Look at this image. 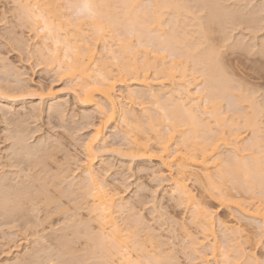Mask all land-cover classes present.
<instances>
[{"label": "rangeland", "instance_id": "obj_1", "mask_svg": "<svg viewBox=\"0 0 264 264\" xmlns=\"http://www.w3.org/2000/svg\"><path fill=\"white\" fill-rule=\"evenodd\" d=\"M111 1L112 2H109L112 3L110 4L112 8H114L113 6L117 2V6H115L117 9L119 4L118 0H115L116 2H114V0ZM145 1L143 0L142 2L144 6L149 3V1ZM177 1L180 3L182 2L181 4L185 5L186 7L184 6V8L186 9L183 10L182 8V11L179 10L177 13L171 10L172 13L165 11L164 13L166 15L162 18V21L165 22H163L165 26L162 25L161 28L164 31L162 30L160 33L157 32L159 33L158 35L157 33H155L156 35L153 34L149 39L157 38L165 34L168 35L166 37L174 39L176 43L174 48L175 54L183 56L181 57V62L184 63L185 61L183 66L186 65L187 74L189 75L187 79L190 81L194 78L197 79L191 86L193 93L197 91L198 85L201 84L203 86L206 81L207 69L203 61L204 59L200 56L202 55L201 51L204 49L203 54L209 53L211 46L214 47L211 50L214 53V57L216 56L215 54H217V60L215 57L212 63L221 71L225 70L223 71L225 73L223 75H226L224 77L228 78L229 83L231 82L230 84H232L229 88L233 89L231 91L229 90L230 93L228 92V94L219 101L218 110L224 119H230L229 121L232 120L231 122H233L234 119L236 124L241 123L240 126L236 125L237 127L239 126V130L238 128H232L229 123L225 126V136L228 139L226 141L227 146L220 141L219 153L222 154L223 159H228L233 153L236 154L234 151L235 147L238 148L237 154L246 157L251 156L253 155L252 153L258 150L256 148L253 149L254 151L251 150L252 153L250 150L248 151L247 145L252 136V131L246 127L245 119L250 116L252 117L255 111H258V126L262 132L261 147L264 149V0H220L219 3L221 5L217 7L219 10L222 9V14H220L221 17L219 20L217 19L218 21L215 25L205 21L210 18L212 6L206 5L207 8L204 7L205 3H203V0H176L175 2ZM119 2H123V4L120 5V10L118 9V11H121L124 6V1L119 0ZM112 8L111 10H113ZM21 9L19 0H0V172L2 173L0 174H5L7 179L10 180L9 183L11 182L10 185L14 188L20 189L22 188V184L24 185L23 188L27 189L26 193L28 191V194L32 193L37 196H40V194L38 195L37 193L39 190H44L42 188L46 179L48 180L46 183L51 180L50 183L52 184L46 191V195L47 192H49L48 196L38 197V200L34 202L28 201L25 196L28 202H23L21 208L16 211V215L13 214V218L7 219V216L0 215V264H118V257L114 258L115 256L113 257L111 253L100 244L98 237L102 234L99 235L98 232L106 233L107 229L103 231L102 227L100 229L98 224L100 222L97 223V221H93V216L88 212L89 210H87L89 207L88 205H90L88 200L90 199H86L88 202L85 200L83 196L84 190L81 191L82 189L79 188H82V186L78 184V181H80L81 184L84 178L82 175L84 160L86 161L87 158L85 148L87 147V143L91 141L94 136L95 126L98 125L100 116L94 105H83V102L75 92L78 90L75 82L60 76L57 65L49 64L46 61L47 59L42 57L44 55H42L43 53H41L39 47H42L41 39L43 37H41V34L43 33L39 31V36L41 38L37 36V29L31 25L29 26L23 20L24 17ZM226 9L229 11L228 13L225 12ZM186 10H191V13ZM200 10H202V12ZM65 11L67 12L65 14H68V16L70 14L74 15L73 18L72 15H70V18H72V21H70L72 23H77L76 21L79 15L74 14V8H66ZM118 11L117 13L116 11L114 12V10L111 11L114 13H112V16H116L123 12V9L119 13ZM188 13L189 15H187ZM223 13H226L225 17ZM20 15H22V18ZM229 15L232 17H229ZM194 16L197 20L194 19ZM117 17L122 20V17H119V15ZM201 17H203V19ZM135 20L137 21L138 19ZM220 20L222 21L217 25ZM200 21L202 22L201 24L199 23ZM89 22L88 19H84L81 27L83 29L91 28ZM121 22L122 21H120V24ZM135 22L133 23L134 25ZM195 22L199 23V25H204L205 23V26L207 25L206 27H208L206 29L210 27L207 32L209 33L207 34L209 35L207 36L208 39L202 36L204 33L201 34L202 30L200 29L203 25L202 27L198 26ZM124 23L123 21V25L121 24L119 28L114 29V32H116V30L118 31L116 33L117 35H113L115 33L112 34L113 37L117 38L119 29L125 30L124 33L127 31L126 34L128 35V30L131 26L129 23L127 24V21L125 25ZM138 24L139 23H137V25ZM196 25L197 27H195ZM132 28L134 29V27ZM132 28L130 30H133ZM198 28L200 30L199 34H195V31L198 32ZM123 30L120 31L123 33ZM122 33L121 36L125 37L124 33L123 35ZM131 35L129 33L130 42H134L132 45H136L139 40L144 38L142 34L141 36L139 35V32H135L132 37ZM188 35L191 36V38H189L190 40L187 39ZM209 37H211V40ZM202 38L205 42H202L204 41ZM117 39L109 38V41L107 40L109 43L107 44L111 43L110 45L112 46L114 44L116 45L114 42H117ZM191 39L198 40L193 41L194 44L196 42V44L193 45V47H197L196 49L192 47L193 42L191 44ZM160 41L162 40H153L149 51L153 52L157 47H163ZM206 41L208 42L207 45H205ZM201 42L205 44L202 45ZM102 45L99 43L97 46L99 55L104 53V47H102ZM115 45L113 48L117 47V45ZM140 48L143 49V47ZM140 48H136L140 50V55L137 54L139 59L145 55V53L141 52L142 50ZM205 48L209 52H207ZM191 49H195L196 51ZM116 50L117 48L114 51ZM104 54H107L106 50ZM168 54V52L160 53L159 57H164L165 60L163 61L168 63L172 61V57L170 56V58V54ZM194 54L196 56L197 54L199 55L197 58H193V56H195ZM105 55H103L105 58L110 56ZM155 56L158 55L150 53L151 58ZM113 62L110 61L111 65ZM111 65L110 67L115 68ZM127 86L130 87L132 85L130 83H127L126 86L120 85L117 87V91L121 94L123 92L126 94V92H128L127 90H129ZM133 87L136 89L141 87L137 89L140 91L147 89L146 87H139L138 85H133ZM171 88L172 87L169 86V88H167L168 90H166L169 91ZM152 89L157 91V89L160 90V87L154 86ZM234 90L237 92H234L236 93L235 96L240 94L236 97L237 99L242 95L243 101L241 103L237 99L235 100V97L233 98L234 94H232V91ZM150 100L152 101V99ZM150 100H137L133 103L132 107L139 115H143L141 109H151V115L154 114L153 116H157L159 119L156 114L157 108L153 106V102H150ZM236 101H238V103ZM122 103L120 108L128 106L126 101L125 105L124 101H122ZM209 117L211 116H204L205 119ZM209 119H211L212 122L214 120L212 118ZM237 120L239 122H237ZM166 123L165 125L163 123L164 126L162 125V130L164 131H166V128H164ZM211 127L217 134L219 130L217 125H214L213 122ZM215 127L217 129H215ZM19 134L22 138H25L26 145L29 144L27 145L28 149L33 147L36 148L37 146L39 150L36 148L37 150L34 153L38 151L40 153L38 152L37 155L34 154L30 156V159L26 157L27 155L25 157H21L20 154V156H17L18 154L16 155L15 151H17L18 146L16 148L15 146L17 145ZM17 135L18 137L16 138ZM102 135L99 142L92 143V146H94V148L92 147L94 150L93 152L96 155L94 165L95 168L105 176L104 179L109 189L113 191L114 194L117 193L119 197H122L125 203L129 202L128 205L130 206L128 207L130 210L125 209V211L119 213L120 215H116L118 216L117 222L120 223V226H123L121 228H126L128 224L134 225L133 222L135 219L133 217L138 215L142 217L143 220V228H140L142 227L140 226V232L137 231V236H139V238L142 237L145 241L149 239L147 233L152 236L154 234L157 242H159L158 244L161 245L160 250L175 258L171 259L173 264H200L199 260L197 261L196 258L198 255L195 253L196 250H192L193 248L195 249V247L198 248V245L196 246V244L192 242L195 239V241L201 239L200 230L197 224H194L195 207L180 201L172 194L171 190L173 187L168 180L161 176L163 168L158 161L133 159L129 156V136H127L124 125H122L121 122L116 121L110 123ZM236 137L239 138V143H236ZM12 138H14L13 141ZM175 141L177 140L172 139L170 141L171 145H173ZM10 145H12V147ZM48 147L51 148V152ZM9 148H12L13 151ZM21 154H23V152ZM39 155L44 158H41ZM49 155H52V157ZM17 157L20 158L18 159ZM37 158L40 159L38 160L39 162L37 161L40 163V166L36 165L37 169H34L31 163H35ZM15 159H18L20 163L23 159L25 160L21 164L19 162L16 164L18 160L16 161ZM29 161L32 162L29 163ZM52 161L54 162L52 163ZM41 162L44 164H41ZM26 163L30 166H27ZM50 163L52 166H50ZM6 165L7 167H5ZM26 167L27 170L25 169ZM44 167H47V170ZM42 168H44V171H42ZM61 169H63V171H60ZM16 174L20 175L18 176ZM56 174L61 175H58L60 179L55 176ZM25 176L27 177L24 178ZM53 176L54 179H52ZM81 177L83 178L81 179ZM189 177V186L196 197V201L203 203L208 207L210 212H214V229L219 246L221 245L223 247L225 239L234 234H231L232 232L227 230L224 226L221 227L219 221H223L237 228L239 233L237 232L236 234L239 235L236 236L238 241L235 243L242 244L241 247L244 249L243 251L246 252V255L251 257L238 256L237 258L235 252L237 248L233 250L235 252L234 254H231L233 252L230 253L231 259L234 260L236 264H264V225L261 220L252 218L248 215L246 216L243 212V209L247 206H261V208H264V199H262L263 197L259 188L258 190L256 188L248 190V192L245 188L246 191H243L245 189L240 190L242 193L233 190L232 194H234L238 202L242 204V208H239L231 204L221 205L220 201L214 196V194L218 195L216 190L213 189L211 190L212 193H210V189L207 191L205 185L196 182L195 176L190 175ZM39 178L42 179L39 180ZM33 179H36V182ZM55 179H57L58 183L54 181ZM42 180L44 181L42 182ZM72 180L74 181L73 183L71 182ZM68 182H71L74 188L69 187L71 184ZM50 183H48V185H50ZM76 184L78 189L76 188L77 186L75 187ZM67 188H69L71 193L68 192L69 190ZM66 189L67 191L65 192ZM53 190H59L62 193H58L57 191L54 192ZM63 191L65 192V196ZM250 193L254 195L252 194L251 196ZM46 197L48 198L46 199ZM51 201H54L53 204ZM231 203H234V200ZM84 204L87 205V209ZM131 208H133L132 211ZM129 216L132 221L128 219L126 222L127 218H130ZM90 219L92 220L91 222ZM122 224L126 225L124 226ZM151 232H153V234ZM193 237L196 238L192 240ZM139 238L137 237L136 239L143 241L142 238ZM247 258L254 261H250V263ZM206 264L214 263L209 262Z\"/></svg>", "mask_w": 264, "mask_h": 264}, {"label": "bare ground", "instance_id": "obj_2", "mask_svg": "<svg viewBox=\"0 0 264 264\" xmlns=\"http://www.w3.org/2000/svg\"><path fill=\"white\" fill-rule=\"evenodd\" d=\"M19 1H20V6L22 8L21 12L24 17L23 20L26 22V24H28L29 26L31 25L32 27L37 29V33H38L37 36H39V31L43 33L41 34V37H43L41 39L42 47L41 48L39 47V50L41 49L40 51L41 53H43L42 55H44L42 57H45L47 59L46 61L49 64L57 65L58 67L57 70L60 76L75 82V84L78 87V90L75 92L76 94H78L80 100L83 102V105L84 106L94 105L97 109V113L100 116V121L98 125L95 126L94 136L92 137L91 141L88 142L89 144L87 143L86 145L87 147L85 148L87 158L86 161L84 160V169L82 174L84 178L81 177V179L83 178L82 179L83 182H81L80 184V181H78L79 186L80 185L82 186V188L79 189H82L81 191L84 190L83 196L85 200L90 199L88 200L90 204L88 205L89 206L88 209L86 208L87 203L84 204L85 208L89 210L88 212H90V214L93 216L92 217L93 221H97V223L100 222L98 223L100 229L101 227L103 231L107 229L106 233H104L103 231H102L103 233H101L100 231L98 232L99 235L102 234L98 237L100 244L104 248H106L113 257L115 256L114 258L118 257L117 258L118 264H173L171 259H175L173 258V256L171 257L160 250L161 245L158 244L159 242H157L153 232H151L153 236L147 233L148 234L147 236H149L148 240L144 241V238L142 237L140 238H142L143 241L136 239L137 237L139 238V236H137L138 235L137 231L140 232L141 230V229L139 230V227L142 226L143 223L142 217L136 215L137 216L136 218V216L130 213L132 216H134L133 217L135 219V221L133 222L134 225L130 224L131 225L130 227L128 222L126 223L128 224L126 227L127 229L121 228L123 226H120V223L117 222L118 216L116 215L119 214L120 212L125 211V209L130 210V208L128 207L130 206L128 205L129 202L125 203L122 197H119L117 193L114 194L113 191H111L108 185L106 184V181L104 179L105 176L102 175V173L95 168L94 163H95L96 155L93 152L94 146H92V143L94 142L96 143L101 140V137L103 136L102 134L104 133V131L106 130V128L110 123L119 121L122 123V125H124L125 132L127 136H129L128 139L129 142L128 151L130 153L129 156L133 159H139L145 161H158L161 164V167L163 168V172L161 173V176L164 179L168 180L173 187L171 190L172 194L175 197H177L180 201L195 207L194 224L195 225L197 224V227L201 233L200 240L197 239L198 241H195L196 239L194 240V238L196 237H193L192 239L194 240L192 243L196 244V246L198 245V248L195 247V249L194 248L192 249L193 251L196 250L195 253L198 254L196 257L197 261L199 260L200 264H206L209 262L210 263L213 262L214 264H236V262L231 259L232 258L231 254H234L236 252L237 258L238 256L247 257L248 255H246V252H244L243 251L244 249H242L241 247L242 244L237 242L239 244L238 245L235 243L236 241H238L236 236L239 235L236 234L238 232L237 228H235L234 225L232 224L230 225L223 221H219L221 227L224 226L227 230L232 232V233L230 232L231 234L233 233L234 234L231 237L228 236L225 239L223 247L221 245L219 246V242L217 241L216 233L214 229V218H213L214 212H210L208 207H206L203 203H199L196 201V197L189 186V181H190L189 176L190 175L195 176L196 182H200L201 184L205 185L207 191L209 189H210L209 192L213 189L216 190L218 192V195L214 194V196L220 201L221 205L231 204V205H235L236 207L242 208V204L238 202L236 196L232 194V191L236 190L237 192L238 191L241 192L240 190H243L245 188L247 189V192L248 190L251 189L253 190L254 188L258 190L259 188V191H261L263 197L262 199H264V149H262L261 147L262 132L260 127L258 126L259 125L257 118L258 111H255L252 117L250 116L247 119H245L246 127L252 131L251 134L252 136L249 139V143L247 145L248 151L250 150V152L252 153L251 150L255 148L258 151L252 153L253 155L246 157L237 154L238 148L234 147V151L236 152V154L233 153V155H231L228 159H223L222 154L219 153V149H220L219 142L221 141L225 143V146H227L226 141L228 139L225 136L226 135L225 126L229 123L232 128L236 129L240 126L241 123L236 124V121H234V119H233L234 123L231 122L232 120L229 121L230 119H224L222 117V114L218 110L219 101L228 94L229 90L231 91L233 89L229 88L232 84H230L231 82L229 83L228 78L224 77L226 75H223L225 74L223 72L225 70L221 71L220 69H218L216 65L212 63L214 62L213 60H215V57L217 56V54H215L216 56L214 57L213 55L214 53L211 50L214 47L211 46V49L209 50L210 52L205 48V50L209 52L205 54H203L204 49L203 51L200 50L202 52V55L200 56H202L201 58L204 59L203 61L207 69L206 81L204 82L203 86L200 84L202 87L198 85L197 91L193 93L191 90V86L193 82L197 81V79L194 78L191 81L187 79L189 75L187 74L186 65L183 66L185 61L184 63L181 62V57L183 56L182 55L178 56L175 54L176 52L174 48L176 46V43L174 42V39L166 37L168 36L166 34L158 36L157 38L149 39L150 37H152L153 34L157 32L159 33L162 32L163 30L161 29L162 25L165 26L164 24L165 22L162 21L163 16L166 15L164 13L165 11L166 12L174 11L177 13L182 8L183 10L186 9L184 8L185 5L181 4L182 2L180 3L179 1L175 2L176 0L174 1L147 0L149 1L150 4L148 3V5L146 4L144 6V4L142 3L143 0H123L124 8L122 7L123 12H121L122 9L121 11H118V9L121 8L120 5H122L123 2H119V0H118L119 4L117 9L115 7L117 6V2L115 0L114 2H116V4L114 3L115 4L113 6L114 8H112L111 7L112 5H110L112 4L110 3L112 2L111 0H19ZM203 1H204L203 3H205L204 4L205 6L203 5L204 7L207 8V6L209 5L212 6L211 7L212 9L209 7L212 12V13L210 12L211 13L210 16L208 15L210 18L204 20L208 21V23L215 25V23H217V21L221 17L220 14H222V9L219 10L218 8L219 5H221L219 3L220 0H203ZM66 8H74L73 11L74 14L79 15L78 16L79 18L78 19L76 18L77 23L71 22L72 21L71 19L73 18L74 15L70 14L72 15V18H70V15L68 16V14L67 15L65 14L67 13L66 11L68 10L67 9L65 11ZM111 8L114 10V12L116 11L117 13L118 11V13L119 12L121 13L117 14L116 16L115 15L112 16L113 12L111 11L113 10H111ZM200 11L202 12V10ZM187 12L191 13V10ZM225 12L228 13L229 11H227L226 9ZM22 15H20L21 18ZM118 15L119 17H122V20L117 17ZM187 15H189V13ZM223 15L225 17L226 13L225 14L223 13ZM230 16L231 15H229V17ZM201 18L203 19V17ZM84 19L85 20L88 19L90 21L89 26L91 28L83 29L81 27ZM135 19H138L139 21L138 20L136 21ZM194 19L197 20L195 16ZM119 20L122 21L121 22L122 25H123V21L125 23L127 21V24L129 23V25L131 26L129 28L131 29L132 27H134V29L133 28H132L133 30L129 29L128 35L126 34L127 31L126 33H124L125 30L119 29V35L117 36L118 38L117 39L116 37H113V35H117L116 33L118 30L114 32V29L119 28V26L121 25ZM134 20L139 24L137 25V23ZM222 20H220L217 25H219V23ZM201 21L199 22L200 24L202 23ZM134 22L135 25L137 26L133 24ZM199 23L196 24L202 27L203 24L199 25ZM206 26L204 23L203 27L200 30H202L201 34L204 33L202 36L208 39L207 36L209 35L207 34L209 33L207 32L209 31L210 27L209 29H206L208 28ZM195 27H197V25ZM120 30H123L125 37L121 36L122 31ZM197 30L198 32L195 31L196 32L195 34L197 33L199 34L200 31L199 28ZM133 32L134 33L139 32V35L141 36L142 34L143 35L142 37H144L142 38L143 41L139 40V42L137 41L138 43H136V45L134 44L136 47L132 45L134 42L131 43L129 40L130 39L129 33L131 35ZM134 33L132 35H134ZM159 33H157V35ZM145 35H146V39H145ZM196 37L198 38V36ZM109 38L110 39L115 38V40L117 39V42H114L117 45L116 51H114L116 48H113L115 45L114 43L113 46L110 45L111 43L107 44L109 43L107 42ZM189 38H191V36L188 35L187 39ZM209 38L211 40V37ZM153 40L156 41L162 40L160 41V43L163 45V47L162 46L161 48L157 47L156 49L153 48L154 51L150 52L149 48ZM191 40L192 41L190 42L192 44V42L197 39H191ZM202 40L204 39L202 38ZM207 41L206 44L205 43L203 44L207 45L208 42H210ZM202 42H205V40ZM99 43L101 45L103 44L102 47H104L103 48L104 53L106 50L107 51L106 55H110V56H107V58H105L103 56L105 55L104 53H101L99 55V52L97 51V46ZM130 43L132 47L130 46ZM195 44L193 42L192 47ZM137 47L139 48L143 47V49L141 48L140 49L142 50L141 52L145 53V55L142 56V58L140 59L138 58L137 55L140 53V50L136 49ZM194 47L195 49L197 48L196 46ZM195 49H191V50L194 51ZM164 52H168L170 54L168 55L169 57L170 56L172 57V61L167 63L163 61L165 60L164 57L163 58L162 56L159 57L160 53H164ZM150 53H155L158 56L151 58ZM198 55L199 54H197V56L196 55L193 56V58H197ZM110 61L112 62L114 61L112 65ZM110 65L114 66L115 68L110 67ZM227 81H228V85H227ZM127 83H130L132 86L130 87H128L129 85L127 86V89L129 88V90H127L128 92H126V94L124 92L121 94L119 91H117L118 86L120 85L126 86ZM133 85H138L139 87L143 86L146 87L147 89L145 90L144 88H142L144 89V91L143 90L140 91L137 89H140L141 87L136 89L135 88L136 86L133 87ZM166 85H169L172 88L169 91H167L168 90L167 88H169V86ZM154 86L160 87V90L157 89L156 91L152 89V87ZM232 92H233L232 94H234L233 98L235 97L234 99L236 100L237 99L236 97L240 94L235 96L237 92L235 90ZM141 99L142 100L152 99V101L150 100V102H153L152 103L153 106L157 108L156 114L158 115L159 119L157 118V116L154 117L153 116L154 114L151 115L150 113L151 109H147V108L141 109L143 115H139L137 112L134 111L132 107L133 103ZM237 100L241 103L243 101L242 95L241 97L239 96ZM122 101H124V105L126 101L128 106H124L123 108H120V105L123 104ZM238 101L236 102L238 103ZM205 115L206 117L207 115H209L211 116L209 118L214 119L213 120L214 125H217V127L219 128L217 134L216 131L214 130L215 131L214 132L211 127L213 124L212 120L209 118H208L209 120L205 119L204 118ZM237 122L239 121L237 120ZM163 123L164 125L166 123V126L164 127L166 128V131L162 130V127L164 126ZM236 125L239 126L237 127ZM215 129L217 128L215 127ZM17 137L18 135L16 136V138ZM13 139L14 138H12V141ZM172 139L177 140L173 144L174 147L170 143ZM235 141L236 143L240 142L238 137H236ZM16 144H17L16 146L14 144L13 145L15 146V148L18 146L17 151H15L16 155L18 154L17 156L21 155V157L22 156L25 157L27 155L26 157L30 159V156L34 154L37 155V153L39 152L38 151L37 153H34L37 150L36 148H38L37 146L36 148L32 146L33 148L28 149L27 145L29 144L26 145L25 138L24 137L22 138L20 134H19L18 142ZM10 146L12 147V145ZM9 149L12 150V148ZM49 149L51 152V148ZM21 150L23 154H21L22 153ZM39 156L41 157V155ZM50 157H52V155ZM17 158L19 159L20 157ZM38 158L36 159V161L33 160L35 161V163H31L32 166H34V169L38 165L40 166V163H38L39 162L38 160L40 159ZM18 159L15 160L17 161ZM24 160L25 159H23V161ZM23 161H21V163H23ZM18 162L19 160L17 161L16 164H18ZM30 162L32 161H29V163ZM43 162H41V164H44ZM53 162L54 161H52V163ZM27 166L30 165L27 164ZM50 166H52V164ZM5 167H7V165ZM44 168L46 169L47 167ZM44 168H42V171H44ZM13 169H14V165H13ZM25 169L27 170V167ZM42 171L40 172L43 173ZM60 171H63V169H61ZM1 174H0V215L7 216L6 217L7 219L8 218L11 219V217L14 216L13 214H15L16 211H18L21 208L23 202L24 203L28 201L34 202L35 200H38V197L48 196L49 194V192H47L46 195V191L48 187L51 186L52 184L50 183L51 180L50 182H48L50 183V185H48V183H46L48 180L47 179L45 180L43 178L45 180V183L43 184L42 189L44 190L42 191L38 189L39 192L37 193L38 195L40 194V196H37L36 194L33 195L32 193L28 194V191L26 193L27 189L23 188L24 185L22 184H21L22 188L20 189L14 188L12 185H10L11 182L9 183L10 180L7 179V176H5V174L4 175ZM20 174H16V175L19 176ZM58 175L60 174H56L55 176L58 177ZM27 176H25L24 178H26ZM36 179L33 180L35 181ZM41 179L42 178H39V180ZM52 179H54V176ZM57 179H55L54 181L56 182ZM44 180H42V182ZM34 181L32 182L35 183L36 181L35 182ZM71 182L73 183L74 181L72 180ZM71 182L70 183L68 182L69 184H71L69 187L74 186ZM76 186L77 184L75 185V187ZM76 188L78 189V186ZM67 189L69 190V188ZM67 189L65 190V192L67 191ZM246 189L243 191H246ZM56 191L58 193L59 192L62 193L59 190H55L54 192ZM65 192L63 193L64 196H65ZM68 192H70V190ZM210 193H212V191ZM25 196L28 201H26ZM47 198L48 197H46V199ZM233 200L234 203H231L233 202ZM53 202L54 201H51L52 204ZM132 210L133 208H131V211ZM243 212L245 213L246 216L248 215L251 216L252 218L261 220L264 225V208H261V206H253V207L247 206L243 209ZM128 219L131 220V217L127 218L126 222L128 221ZM91 221L92 220L90 219V222ZM140 228H143V226ZM141 236H142V232H141ZM221 249L224 250L222 251ZM234 249L237 250L234 252L233 251ZM248 258L251 257L248 256ZM248 258L247 260H249V262L254 261Z\"/></svg>", "mask_w": 264, "mask_h": 264}]
</instances>
